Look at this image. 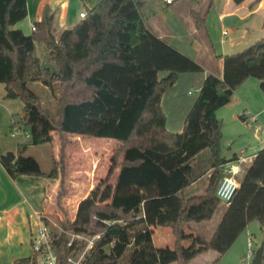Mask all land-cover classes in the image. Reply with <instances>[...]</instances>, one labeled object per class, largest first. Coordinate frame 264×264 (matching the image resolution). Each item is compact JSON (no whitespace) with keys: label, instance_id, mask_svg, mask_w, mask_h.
Listing matches in <instances>:
<instances>
[{"label":"trees","instance_id":"obj_1","mask_svg":"<svg viewBox=\"0 0 264 264\" xmlns=\"http://www.w3.org/2000/svg\"><path fill=\"white\" fill-rule=\"evenodd\" d=\"M230 1L238 5L243 0ZM84 12L74 26L54 34L52 14L44 10L34 30L23 34L10 26L25 17V0H0V84L3 98L20 100L23 108L12 126L27 133L30 145L50 142L53 134L60 142L48 171L21 154L26 143L18 144L14 161L3 164L7 175L55 178L61 186L69 137L112 139L120 145L108 201L89 203L72 222L59 221L64 231L97 235L80 264H131L136 251L141 256L132 264H167L151 241H135L148 229L142 202L164 197L177 200L174 217L166 221L175 264H190L208 250L224 253L252 220L259 223L264 252V146L236 178L238 187L212 231L195 230L204 246L191 252L182 246L183 227L208 221L219 206L214 189L220 169L235 156L220 155L221 120L215 111L230 101L233 89L247 77L256 78L264 90V36L240 51L220 55L218 78L203 76L196 62L150 32L137 0H99ZM191 15L200 28L204 15ZM35 41L44 44L54 69L40 65ZM30 82L49 89L57 84L56 116L42 109L27 87ZM168 101L184 112L178 132L166 128ZM203 150L210 168L206 185L201 194L186 196L185 188L203 173H196L193 165ZM62 192L58 190L57 207ZM67 241L64 233L51 232L56 264H68L66 257L76 256L83 247L77 241L67 246ZM11 264L38 263L31 251Z\"/></svg>","mask_w":264,"mask_h":264},{"label":"crops","instance_id":"obj_2","mask_svg":"<svg viewBox=\"0 0 264 264\" xmlns=\"http://www.w3.org/2000/svg\"><path fill=\"white\" fill-rule=\"evenodd\" d=\"M98 1L99 0H25V17L10 27L19 29L23 34H29L32 31L30 27L34 25L35 22L40 21L43 11L47 10L48 13L52 14L53 32L54 34H57L62 29L74 26L80 20L78 13L84 11L85 8L92 7ZM137 1L139 2V10L143 23L150 32L196 62L202 68L203 76L205 74H212L218 78L222 75V61L220 55L234 53L243 49L229 50L232 49V47H239L244 43L243 39L245 36L250 34L256 26L252 18L253 15L257 12L260 6H263L264 8V0H260L256 4H252L255 0H243L238 5L233 4L230 0H198L197 2H192L190 0H173L169 3L162 0ZM245 6H247L246 9ZM192 12L204 15V21L200 28L195 27L191 15ZM225 20L229 25L227 28H225V25L223 24ZM248 78L249 77L245 78L233 89L230 101L215 111V116L221 120V138L223 135L222 129L224 128V121L227 119L233 120V127L230 132H228L230 136L227 137L225 143L226 153L225 155H221L220 150V155L225 159H230L233 156H235V158L227 161L221 167L220 177L227 174L226 170L230 166L237 167L239 170L237 175H241L243 169L252 159L253 154L256 150L263 147L262 145L264 144V90L259 88L257 82L248 83ZM248 84L253 88L252 94L248 93ZM3 95V85L0 84V99L6 102L11 101L9 99H4ZM235 101L238 102V110V106L234 103ZM233 104L235 105L232 106ZM0 105L6 109L1 102ZM173 106L175 105L172 104V101H168L167 106L164 109L167 116L166 128L178 132L181 130L184 112L180 113ZM232 110H234V115L229 116L228 114H230ZM248 121L250 122V133H248L247 128ZM24 134L27 136L26 132H24ZM21 143L25 142L18 139L11 145H3V143H0V155L4 154L5 151L11 152L13 154L12 161H14L16 157L15 145ZM204 152L205 150H203L198 156L201 154L205 155L204 158L208 163V153L206 154ZM196 160L197 159L193 162V165ZM209 172L210 168L208 163L203 169L201 176L192 181L185 190L198 182L200 178H206ZM57 181L58 179L55 178L30 175H18L12 179L7 175L3 168V164L0 161V184L2 186H10L11 188L14 187L16 190L20 189V191H26L28 196H22L21 200L26 201L31 209L34 207L32 211L35 218L36 215L47 212V205L45 204L47 200V192L48 189L53 190ZM35 193L41 194V198H39V196L37 197ZM171 198L172 197L157 198L166 200L164 203L169 201L170 206L160 208L161 212L157 214V216L150 214L148 229L135 237L136 243L149 240L158 252V244L163 246L169 241H172L169 239L168 234H164L157 224L160 216H163L162 221H167L169 220L167 215L173 213L171 212V208L174 209L175 202ZM152 200L154 199L143 201L141 208ZM40 202L43 207L39 210L37 209V205ZM13 208L14 204L12 199H9L7 194L0 197V210L3 213L8 214ZM141 212L142 216L147 219V212L143 209ZM205 222L206 221L192 225H194L196 228L195 230H197L199 227H202ZM185 230L184 226L182 238L183 248ZM196 235L198 236L197 233ZM197 236L195 238H197ZM198 240L199 241L195 243L197 245L202 241L204 242V240L199 237ZM139 253L141 256L140 251ZM167 264L174 263L167 261Z\"/></svg>","mask_w":264,"mask_h":264},{"label":"rangeland","instance_id":"obj_3","mask_svg":"<svg viewBox=\"0 0 264 264\" xmlns=\"http://www.w3.org/2000/svg\"><path fill=\"white\" fill-rule=\"evenodd\" d=\"M246 8L247 6H245V9ZM252 18L256 26L250 34L245 36L243 39L244 43H242L239 47H232V49L229 50H240L252 44L264 35L263 6L258 8ZM223 24L225 25V28L229 27L226 20ZM34 54L38 57L41 66L54 69V64L47 58L46 49L41 41H35ZM247 82L258 83L256 78L253 77H249ZM56 85L57 84H53L52 88L49 89L38 82H30L27 84V87L38 96L42 109H45L53 116H56ZM249 85L250 84H248V86ZM189 92H194V89L190 88ZM252 92L253 88L252 86H249L248 93L252 94ZM0 102L6 107V109H4L0 105V143H3V145H11L18 139L24 141L27 146L22 155L33 157L43 171H48L51 168L52 159H57L58 157L60 142L57 135L53 134L51 141L47 143L39 145L28 144V135L26 136L24 131L16 128V125L12 126V122L19 119L23 112L22 102L18 99L7 102L0 99ZM234 103L238 106V110V102L235 101ZM234 105L235 104L232 106ZM230 114L228 115L233 116L234 110H232ZM224 122V128L222 129L223 135L219 140L221 155H225L226 153L225 143L227 137L230 136L228 132H230L233 127V120L227 119ZM249 127L250 122L247 125L248 133L251 132ZM10 133H13V135H10ZM69 141V144L65 147L62 159L64 169L62 184L61 186H58L57 181L53 190L48 189L47 200L45 203L47 205V212L44 214H46L51 221L57 224H59V221L61 220H67L68 222L74 221L83 209H85V207L91 202H96L98 204L106 203L108 201L113 178L118 167V158L115 163L114 159L116 156V149L120 145L119 142L112 139L81 136H71L69 137ZM262 146H264V144ZM16 147L17 145H15V148ZM204 153L207 154V151L205 150ZM204 157L205 155L203 154L197 156V160L194 164V171L196 173L202 172L209 163H207ZM239 176L240 174L236 177ZM206 181L207 177L200 178L198 182L194 183L191 187H188L185 190L184 195L202 193L203 188L206 185ZM59 189L63 192L60 196L61 206L57 207L56 196ZM4 194H7L9 199H12L14 208L8 214H5L0 210V264H11L13 259L30 256V239L35 233L38 223L32 211L34 207L31 206V209L26 201L21 200L22 196H28L26 191H20V189L16 190L14 187L11 188L10 186H2L0 184V197L4 196ZM35 194L37 197L39 196V198H41V194ZM171 199L175 202V207L174 209L171 208V212L173 213L167 215V218L169 219L174 217L177 208L176 198L172 197ZM165 201L166 200L163 199H154L142 206L141 209L147 212L148 221L150 220V214L157 216V214L161 212L160 208L170 206V202L168 201L164 203ZM223 205L224 203L219 201V206L210 219L206 221L202 227H199L203 233L209 234L212 231L219 220ZM42 207L43 206L40 202L37 205V209L40 210ZM162 217L160 216L157 224L161 231L164 234H168L169 239H171L168 225H166V220L162 221ZM185 229L184 251L191 252L203 247V241L200 242L199 245L195 244L199 241L198 236L195 233V226L191 224L185 226ZM196 236L197 238H195ZM261 241L262 234L259 223L257 220H252L248 222L245 230L237 236L235 241L224 253L218 255L216 252L208 250L195 257L190 264H212L214 259L215 261L213 264H249L254 251L260 247ZM158 245L159 258L161 260L174 263L171 242L169 241L163 246L160 244ZM248 253H250L249 259L246 257ZM139 256V251H136L133 260H131L130 263H134ZM260 264H264V252H262Z\"/></svg>","mask_w":264,"mask_h":264},{"label":"built area","instance_id":"obj_4","mask_svg":"<svg viewBox=\"0 0 264 264\" xmlns=\"http://www.w3.org/2000/svg\"><path fill=\"white\" fill-rule=\"evenodd\" d=\"M162 1L169 3L173 0ZM84 15L85 12L80 11L78 13L79 19L83 18ZM30 29L34 30V26L32 25ZM194 91H196V89H194ZM10 135H13V133H10ZM226 173V175L220 177L214 189L215 197L224 204L229 202L238 187L236 176L239 173V170L235 166H230L226 170ZM36 219L38 225L35 233L31 236L30 245L31 251L36 255L38 264H56V256L50 246L52 231L64 233L68 238L66 243L67 246H70L73 241L82 242L83 244L82 249L76 254V256L68 255L66 257V262L68 264H80L84 255L91 247L94 239L97 238V235L88 237L79 233L64 231L59 224L51 221L44 213L36 215ZM246 257L249 259L250 253H248Z\"/></svg>","mask_w":264,"mask_h":264},{"label":"water","instance_id":"obj_5","mask_svg":"<svg viewBox=\"0 0 264 264\" xmlns=\"http://www.w3.org/2000/svg\"><path fill=\"white\" fill-rule=\"evenodd\" d=\"M13 154L11 152H5L4 154L0 155V161L2 164H8L12 161ZM261 255H262V248L258 247L251 258L249 264H260L261 262Z\"/></svg>","mask_w":264,"mask_h":264}]
</instances>
